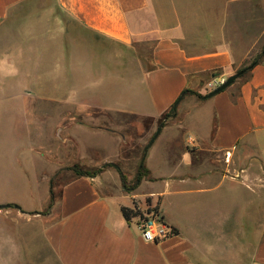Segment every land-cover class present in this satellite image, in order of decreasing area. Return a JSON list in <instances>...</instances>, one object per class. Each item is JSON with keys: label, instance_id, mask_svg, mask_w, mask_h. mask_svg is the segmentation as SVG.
Instances as JSON below:
<instances>
[{"label": "crops", "instance_id": "obj_1", "mask_svg": "<svg viewBox=\"0 0 264 264\" xmlns=\"http://www.w3.org/2000/svg\"><path fill=\"white\" fill-rule=\"evenodd\" d=\"M247 1L0 0V182L23 192L0 200L19 207L0 209V263L264 264V51L206 94L249 57L237 42L245 15L233 13ZM90 37L151 54L135 80L132 59L120 70L118 59L81 63L73 46ZM66 80L72 92L49 93ZM173 107L130 192L114 166L124 136L76 120L93 110L160 120ZM76 165L103 168L69 179L49 210L51 183ZM148 200L177 231L159 243L122 211L136 202L146 214Z\"/></svg>", "mask_w": 264, "mask_h": 264}, {"label": "rangeland", "instance_id": "obj_2", "mask_svg": "<svg viewBox=\"0 0 264 264\" xmlns=\"http://www.w3.org/2000/svg\"><path fill=\"white\" fill-rule=\"evenodd\" d=\"M235 14L245 15V36L239 35L238 43L245 42L246 47L249 48L250 54L247 58L244 68H248L254 61L258 60L264 51V0H255V1H247L242 4H239L234 9ZM43 38L39 37L36 40L37 43L42 44L40 40ZM73 47L77 48L79 52L82 53L84 58L81 60V63L86 62L91 66H94V63H102L105 65L114 64L115 60L119 61V70L121 69L120 62H125L126 59L129 62L130 59L133 60V78L136 80L141 72V65L143 60H147L148 56L151 54V45L147 44H136L130 50H127L122 47H115L110 44L108 41L102 39H94L90 37V39H86L85 41H79ZM251 48V50H250ZM133 57V58H132ZM128 71V70H127ZM94 75V74H93ZM123 75V74H122ZM95 76V75H94ZM91 75L87 76V82L90 81H98L100 79L95 80L97 78ZM125 77V76H124ZM66 85H60L59 90L57 92L56 86H49V93H67L73 91L76 87L73 84L69 83V80H66ZM222 84L218 85H209L206 94H210L215 89L220 87ZM41 90H45V87H40ZM198 96V98H205L203 95L195 92H191ZM207 95V96H208ZM67 114V113H66ZM168 115H172V112L169 111L166 113L160 120H154L152 118H142L133 115L120 114V113H101L98 111H91L90 113L84 115V117H76V120H80L82 122H86L94 127H102L104 129H109L117 132L120 136H124L122 154L120 157V161L115 164L118 170H121L124 174V180L127 187H132L136 174L138 172L141 159L143 157L144 149L155 134L156 130L164 125L170 118ZM64 121H72L73 118L71 115H66L63 119ZM57 121V113L54 115L53 119L45 125H42L45 136L49 137L52 132V128L54 122ZM67 124V123H66ZM22 128V133L26 130ZM8 141H13V139H9ZM41 165V163H39ZM77 167L82 168L80 165H76ZM112 167V165L110 166ZM51 165H49L50 169ZM70 168V167H69ZM73 168V167H71ZM89 171H97L102 169L103 167H89ZM83 169H86L83 167ZM66 170V169H65ZM77 171L68 170L62 172L61 175L54 181L53 184V194H54V202L50 205L49 210H53L57 205L60 194L62 191L63 185L71 178H75L77 176ZM52 185V183H51ZM19 189L15 188L14 183L11 182H0V200L8 199V198H21L23 196ZM11 207V205H9ZM7 206H1L0 209L6 208ZM9 207V208H10ZM13 207V206H12ZM50 212V211H49ZM28 236H32L31 233ZM31 262V261H30ZM29 261H19L18 263L11 264H32ZM37 262V260H36ZM38 262L37 264H40ZM2 264V263H0Z\"/></svg>", "mask_w": 264, "mask_h": 264}, {"label": "built area", "instance_id": "obj_3", "mask_svg": "<svg viewBox=\"0 0 264 264\" xmlns=\"http://www.w3.org/2000/svg\"><path fill=\"white\" fill-rule=\"evenodd\" d=\"M223 80L219 84H223ZM150 212L144 214L143 218H139V230L142 237L151 243H159L175 234L174 229L165 222L159 209L156 210V205L152 204L148 207Z\"/></svg>", "mask_w": 264, "mask_h": 264}, {"label": "trees", "instance_id": "obj_4", "mask_svg": "<svg viewBox=\"0 0 264 264\" xmlns=\"http://www.w3.org/2000/svg\"><path fill=\"white\" fill-rule=\"evenodd\" d=\"M262 56H263V54H262ZM262 56L258 60L254 61L248 68L241 69L239 72L244 71V73H246V72L250 71V69L253 66H255L256 64H258V62L260 61V59L262 58ZM171 112H172V115L171 116L168 115V117L169 116L170 117H173L174 116V114L176 112L175 111V107H173L171 109ZM144 154H145V149H144L143 157H144ZM143 157L141 159V163H140V166H139V169H138V172L136 174L135 181H134L132 187H127L126 186L125 180H124V176H123V183H124L125 189L127 191H129V192L132 191V190H134V189H136V187L142 181V179L144 177L148 176V170L145 168L144 162L142 163ZM109 166H111V165H109ZM73 169L78 172L77 173V176H95L96 174H98L102 170V169H99L97 171H89L88 169H83V167L80 168V167H77V166H75L73 168H70L68 170H73ZM53 184H54V180H53L52 185H51L52 203L54 202V194H53V190H52L53 189ZM148 205L149 206L151 205V201L150 200H148ZM12 206L14 207L15 205H11V207ZM158 209H159L158 208V205H156V210H158ZM122 211H123V214H124V216H125V218L127 220H131L133 217H141V218L144 217V213H142V211L139 209L138 204L136 202L134 203V208L123 207ZM147 212H150V209H148ZM174 232L176 234L177 231L174 229Z\"/></svg>", "mask_w": 264, "mask_h": 264}, {"label": "water", "instance_id": "obj_5", "mask_svg": "<svg viewBox=\"0 0 264 264\" xmlns=\"http://www.w3.org/2000/svg\"><path fill=\"white\" fill-rule=\"evenodd\" d=\"M244 74V71H241L239 73H236L235 75L230 76L229 78H227L225 80V82L218 87L217 89H215L213 92H211L207 98H212L220 93H222L223 91H225L226 89H228L229 87H231L235 81ZM162 125L157 129L156 133L153 135V137L151 138V140L149 141V143L147 144V146L145 147V151H147L156 141V139L159 137L161 131H162ZM115 166V165H114ZM116 167V166H115ZM10 207V206H7ZM17 208H19L18 206H15Z\"/></svg>", "mask_w": 264, "mask_h": 264}]
</instances>
